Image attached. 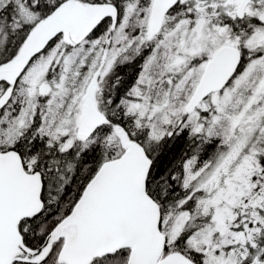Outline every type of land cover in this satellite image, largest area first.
I'll return each instance as SVG.
<instances>
[{"label":"snow or ice","instance_id":"1","mask_svg":"<svg viewBox=\"0 0 264 264\" xmlns=\"http://www.w3.org/2000/svg\"><path fill=\"white\" fill-rule=\"evenodd\" d=\"M0 264H264V0H0Z\"/></svg>","mask_w":264,"mask_h":264}]
</instances>
